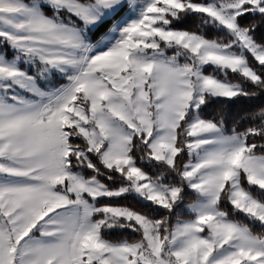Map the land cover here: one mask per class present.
<instances>
[{
    "label": "snow or ice",
    "instance_id": "obj_1",
    "mask_svg": "<svg viewBox=\"0 0 264 264\" xmlns=\"http://www.w3.org/2000/svg\"><path fill=\"white\" fill-rule=\"evenodd\" d=\"M0 264H264V0H0Z\"/></svg>",
    "mask_w": 264,
    "mask_h": 264
}]
</instances>
